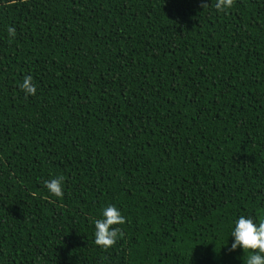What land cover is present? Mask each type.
Returning a JSON list of instances; mask_svg holds the SVG:
<instances>
[{"label":"trees","instance_id":"obj_1","mask_svg":"<svg viewBox=\"0 0 264 264\" xmlns=\"http://www.w3.org/2000/svg\"><path fill=\"white\" fill-rule=\"evenodd\" d=\"M207 3L0 0V264H246L228 248L264 220V0Z\"/></svg>","mask_w":264,"mask_h":264},{"label":"clouds","instance_id":"obj_2","mask_svg":"<svg viewBox=\"0 0 264 264\" xmlns=\"http://www.w3.org/2000/svg\"><path fill=\"white\" fill-rule=\"evenodd\" d=\"M234 3L235 0H216L215 9L224 12L231 9ZM208 5L207 0H200L202 9L207 8ZM7 31L10 37H15L16 32L13 27H8ZM19 87L26 96L36 94V86L31 75L25 76ZM63 181L64 177L58 176L44 181V185L50 194L61 198L64 194ZM124 223L125 217L115 205L106 206L102 210V218L95 220L94 243L104 250L111 248L117 239L123 236L121 229L113 226ZM230 237L233 238V243L228 248L229 252L240 248L243 252L253 253L247 258L246 264H264V220L257 224L251 218L240 216L235 221Z\"/></svg>","mask_w":264,"mask_h":264}]
</instances>
